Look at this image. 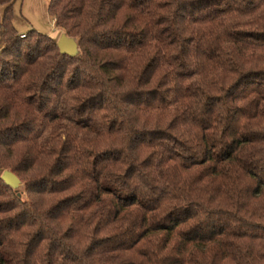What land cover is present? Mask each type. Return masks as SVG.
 Wrapping results in <instances>:
<instances>
[{
  "label": "trees",
  "instance_id": "obj_1",
  "mask_svg": "<svg viewBox=\"0 0 264 264\" xmlns=\"http://www.w3.org/2000/svg\"><path fill=\"white\" fill-rule=\"evenodd\" d=\"M16 1L0 264H264V0H50L74 56Z\"/></svg>",
  "mask_w": 264,
  "mask_h": 264
},
{
  "label": "rangeland",
  "instance_id": "obj_2",
  "mask_svg": "<svg viewBox=\"0 0 264 264\" xmlns=\"http://www.w3.org/2000/svg\"><path fill=\"white\" fill-rule=\"evenodd\" d=\"M50 0H17L14 4V25L20 33L36 29L59 40L64 31L56 27L49 13ZM3 7H0L2 13Z\"/></svg>",
  "mask_w": 264,
  "mask_h": 264
},
{
  "label": "water",
  "instance_id": "obj_3",
  "mask_svg": "<svg viewBox=\"0 0 264 264\" xmlns=\"http://www.w3.org/2000/svg\"><path fill=\"white\" fill-rule=\"evenodd\" d=\"M58 47L61 53L74 56L78 54V42L75 38L68 36L63 33L61 38L58 40ZM2 178L12 187H17L20 184V180L16 174L11 171H4Z\"/></svg>",
  "mask_w": 264,
  "mask_h": 264
},
{
  "label": "built area",
  "instance_id": "obj_4",
  "mask_svg": "<svg viewBox=\"0 0 264 264\" xmlns=\"http://www.w3.org/2000/svg\"><path fill=\"white\" fill-rule=\"evenodd\" d=\"M22 36H25V33H23Z\"/></svg>",
  "mask_w": 264,
  "mask_h": 264
}]
</instances>
